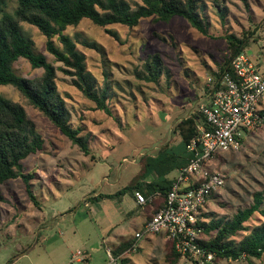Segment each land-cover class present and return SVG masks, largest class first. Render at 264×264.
Masks as SVG:
<instances>
[{
    "label": "rangeland",
    "instance_id": "374dc122",
    "mask_svg": "<svg viewBox=\"0 0 264 264\" xmlns=\"http://www.w3.org/2000/svg\"><path fill=\"white\" fill-rule=\"evenodd\" d=\"M200 1L208 24L206 35L179 17L167 23L142 19L132 28L98 27L84 19L64 31L84 55L97 92L107 91L109 114L95 109L72 85L71 77L60 70L62 64L46 51V38L37 28L20 24L24 36L34 43V52L56 68V86L66 103L70 126L79 130L90 154L84 155L14 88L0 86V95L23 106L44 141L41 151L22 162L25 174L35 172L31 190L38 205L31 202L21 179L0 186V264H70L71 254L77 251L82 254L80 264H109L107 252L132 240L140 229V217L132 222L126 216L131 204L127 195L123 202L110 197L93 204L84 200L93 194H114L126 186L137 174L142 155L154 156L167 143L173 150L181 148L171 130L204 102L209 80L228 56L226 34L250 33L255 41H248L243 55L256 67H264V0ZM216 4L224 9L223 16ZM15 8V0H7L6 12ZM53 42L60 47L56 38ZM154 53L164 65L157 85L137 80L134 73ZM12 70L28 79L43 74L23 58ZM241 138L238 151L223 152L212 164L225 182L202 208L199 217L205 222L212 218L204 217L207 214L231 218L252 203L256 192H264V123ZM117 235L123 238L116 239ZM164 244L165 238L143 236L133 252L121 254V260L166 264ZM178 264L191 263L182 259ZM210 264H264V254L260 259H217Z\"/></svg>",
    "mask_w": 264,
    "mask_h": 264
},
{
    "label": "trees",
    "instance_id": "16d2710c",
    "mask_svg": "<svg viewBox=\"0 0 264 264\" xmlns=\"http://www.w3.org/2000/svg\"><path fill=\"white\" fill-rule=\"evenodd\" d=\"M15 2V10L7 13V0H0V86L14 88L22 99L47 118L86 156L90 154L87 142L79 135L78 129L70 126L66 103L57 90L56 68L48 63L44 56L34 52V43L24 36L20 24L26 23L37 28L46 38V51L62 64L60 70L71 77L72 85L96 105L95 109L107 114L110 113L105 102L107 91L102 90L100 94L97 92L95 79L86 70L84 55L77 50L76 43L64 34L68 27L77 26L86 19L98 27L123 25L132 28L142 19L152 18L154 22L167 23L172 18L179 17L200 34L206 35L208 28L205 17L201 14L200 0H140V3L135 4L125 0H15ZM216 8L223 16L224 9L218 4ZM107 33L112 36L110 32ZM54 38L58 40L60 47L54 44ZM251 39L255 41L248 32L241 33V36L226 34L228 56L219 66L218 73L212 75L208 98L202 104L210 102L222 74H234L231 62L243 54L245 46ZM84 46L93 47L86 43ZM21 58L27 60L31 68L42 69L43 74L36 79L16 75L12 66ZM163 72V62L159 54L154 53L149 55L134 73L137 80L157 85ZM199 105L193 112L179 119L171 130L180 141L181 148L177 149V152L171 149V143H167L159 148L154 156L142 155L139 157L137 174L126 186L110 195L93 194L84 202L93 204L104 197L116 198L119 201L126 194L134 198V193L140 192L145 198L152 196V201L144 205L150 212L151 219L154 213L165 205L166 194L172 181L168 175L178 166L181 165L180 168L186 166L192 156L186 147L196 137L197 126L204 124V118L198 111ZM262 114L264 116V109ZM43 144L42 137L38 134L35 124L28 118L23 106L0 95V186L8 180L21 179L25 192L36 206L38 203L31 190L35 172L25 174L22 162L41 151ZM219 155L220 153L215 154L213 162L217 161ZM179 161L181 163L178 165ZM218 173L223 175L220 171ZM151 175L153 179L147 181ZM223 177L225 182V176ZM215 195L211 194L209 199ZM209 216L212 218L208 222L201 218L198 221V226L202 230L198 242L213 253L214 261L262 257L264 192H256L252 203L248 207L238 209L231 218L216 219L213 215H204L206 218ZM254 217L255 223L250 224ZM164 238L166 264H178L182 259L197 264L189 257H183L176 250L174 241L165 236ZM133 243V240L121 242L112 250V254L120 256L131 248ZM124 262L120 259V264Z\"/></svg>",
    "mask_w": 264,
    "mask_h": 264
},
{
    "label": "built area",
    "instance_id": "2783aa9c",
    "mask_svg": "<svg viewBox=\"0 0 264 264\" xmlns=\"http://www.w3.org/2000/svg\"><path fill=\"white\" fill-rule=\"evenodd\" d=\"M234 74H222L219 86L208 104H200L198 111L204 124L197 126L196 137L186 149L192 154L188 164L177 170L166 194L165 205L146 221L141 231L134 234L133 252L143 236L163 234L175 242L176 250L197 262L210 264L212 252L203 248L198 240L200 210L211 194L224 185V177L213 169L216 153L235 152L241 148V134H251L264 122V68L258 69L245 55L232 62ZM135 202L144 206L152 201L140 192L134 193ZM109 264H120V256L107 252ZM82 254L70 256V264H80Z\"/></svg>",
    "mask_w": 264,
    "mask_h": 264
},
{
    "label": "crops",
    "instance_id": "0c3cea01",
    "mask_svg": "<svg viewBox=\"0 0 264 264\" xmlns=\"http://www.w3.org/2000/svg\"><path fill=\"white\" fill-rule=\"evenodd\" d=\"M257 68L258 69H263L262 67H258L257 66ZM210 81V80H209ZM206 98H208V94H207V96H206ZM205 98V99H206ZM205 99H204V101H205ZM204 103V102H203ZM264 106V105H263ZM171 149H173V147L171 146ZM177 150V149H176ZM175 150V151H176ZM177 152V151H176ZM181 163V161H179L178 162V165ZM181 166V165H180ZM180 166H178V168L177 169H175L174 171H172L169 175H168V178L170 179V180H173L174 179V177L176 176V173H177V170L180 168ZM170 176V177H169ZM153 179V176L151 175V176H149L148 177V179H147V181H151ZM117 192V191H116ZM115 192V193H116ZM128 197H129V201H131V204H129V207H128V209H127V212H126V216H128L129 218H130V220L132 221V222H134L135 220H137V218L139 219V217H140V229L139 230H137L136 232H139V231H141L142 230V228H143V226H144V224L146 223V221L147 220H149V214H150V212H148V210H147V207L146 206H139V205H137L136 204V202H135V199L133 198V196L132 195H128V194H126ZM126 195H124L122 198H120L119 199V202H123L124 201V197L126 196ZM118 200V199H117ZM87 203H85V205H86ZM151 215V214H150ZM135 232V233H136ZM134 233V234H135ZM146 237H148V240H154L155 238H157V239H161V240H163V238H164V235L163 234H155V235H153V236H146ZM118 238H123V237H120L119 235H117V237H116V239H118ZM132 238V240H133V242H135V240H134V235H133V237H131ZM131 238H126V239H131ZM122 240H124V239H122ZM124 241H126V240H124ZM121 243V242H120ZM137 246H138V242H137Z\"/></svg>",
    "mask_w": 264,
    "mask_h": 264
}]
</instances>
